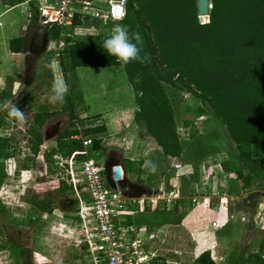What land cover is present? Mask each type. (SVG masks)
Returning <instances> with one entry per match:
<instances>
[{
    "label": "crops",
    "instance_id": "0c3cea01",
    "mask_svg": "<svg viewBox=\"0 0 264 264\" xmlns=\"http://www.w3.org/2000/svg\"><path fill=\"white\" fill-rule=\"evenodd\" d=\"M88 1L101 9L107 5V0ZM29 3V0H0V96L9 88L10 99L15 97L16 100L23 92H27V101L30 98L44 100L50 92L38 91L34 87L32 90L31 87L38 79L41 67L45 63L55 65V71L50 69L51 81L54 77H62L66 80L70 92L79 93V99L73 108L74 125L70 127L77 132L72 137L79 139L89 137L82 135L81 131L92 127L100 128L94 136L99 139L101 147L94 154L98 153L101 158L100 166L102 175L106 179L105 184L137 201L131 205L133 210L131 220L135 226L144 230L142 234L144 247L154 252V256L143 264H190L191 262L198 264L195 258L204 250L208 251V256L214 264H231L228 254L234 250L227 242L235 236L234 231L246 228L247 221L244 220L247 214L253 228L261 233L257 239H251L252 235L249 231H243L238 236L237 245L241 243L245 250L238 253L248 252L247 246L250 247L253 240H255L254 244H257L264 235V214L257 218V205L264 201V176L243 187L242 179L235 173L229 172L222 176L221 184H216V174L219 171L217 169H220L215 157L217 152L207 157H200L203 159L198 163V176L199 166L203 161H207L212 167L208 178L209 187L201 190L204 194L198 196L201 204L209 210L207 217L211 219L200 218L201 212H194L190 206L187 208L183 205L184 198H189L192 204L194 195L191 192H196L191 183L187 187L184 185L181 165L187 160L182 158L183 154L181 157L169 156L163 155L159 150L161 157L167 161L161 174L157 178L152 176L151 170L154 166L151 156H148L149 150L141 146L145 144L155 145L158 149L159 147L154 138L145 132L144 119L136 120L135 114L139 113V109L134 92L126 74L120 73L116 70L118 68H115L122 66L95 65L99 62L96 61V57L90 56L88 57L90 61L85 63L92 65H77L63 73L59 68L60 60L61 62L64 59L68 60L67 51H62V48L67 49L77 41H82L86 45L99 44L102 36L111 32L114 21L104 23L90 15L79 18L77 24H73L71 20L70 24L62 28L60 35L58 34L56 41L62 39L63 44L57 46L54 39L48 37L46 25L41 23L38 17L27 16ZM27 65L31 66L29 81H25L26 77L23 80L21 76L23 84L15 91L18 84L16 74L24 75ZM106 66H114L115 70L105 74L104 71L103 73L78 71L79 67L90 69ZM69 73H73L71 78ZM14 91L17 93L16 96ZM27 101L20 108L21 111L26 107ZM176 105L175 99L170 105L171 117L176 136L183 142L187 139L188 128L183 124L182 119L177 120ZM63 119L64 115H61L50 118L41 125V144L34 157L36 166L40 162H55V154L49 155V151L54 147L57 135L64 128ZM189 123L192 125L191 122ZM225 146L226 151L229 148L228 138ZM221 155L225 153L221 152ZM253 155H258V152H253ZM113 165L119 168L118 178L112 176ZM51 177L54 181L50 184L44 180L33 185V187L39 185L51 192L48 196L52 201L51 211L40 216L35 214V217L41 222L49 219V222H52L49 226H53L51 230L49 227L47 232L48 236L44 244L47 249L45 253L40 254V257H46L45 263L36 261L35 264H94L92 253L86 242L82 240V226L74 213L75 200L70 187L68 188L69 185L64 180L63 170L60 169L59 174ZM214 177L215 179L212 180ZM58 180L63 181L64 184L61 183L59 186ZM56 185L59 186L57 189H55ZM212 186H216L217 189L214 190ZM160 191L164 193L174 191L175 196L165 201L155 197ZM232 211L237 214L233 216ZM235 247L237 248L236 245ZM40 249L42 250L41 246ZM187 255L190 256L188 261L184 258ZM95 264L104 263L98 260Z\"/></svg>",
    "mask_w": 264,
    "mask_h": 264
},
{
    "label": "trees",
    "instance_id": "16d2710c",
    "mask_svg": "<svg viewBox=\"0 0 264 264\" xmlns=\"http://www.w3.org/2000/svg\"><path fill=\"white\" fill-rule=\"evenodd\" d=\"M209 3L207 21L200 22L195 0H124L125 14L121 23L127 26L130 37L137 32L142 36L143 43L138 47L144 62L118 63L102 47L103 40L110 34L108 32L97 45L77 41L67 49L62 48L67 51L68 60H60L59 68L63 73L77 65H92L85 63L90 61V56L99 62L95 65H121L138 105L136 120L144 119L145 132L154 138L163 155L181 157L182 154H194L200 158L218 151L212 145L206 148L196 128L186 120L183 124L193 139L192 149H182L185 142L180 141L175 133L170 93L180 92L206 103L214 124L208 135L211 133L215 137L214 129L223 128L229 141L225 155L219 154L217 158L220 169L215 183L221 184L222 176L233 172L242 179L241 186L247 187L264 176V0H209ZM29 4L30 16L37 17L31 1ZM84 16L74 15L72 23L77 24ZM46 30L56 44L58 28L46 25ZM48 65L45 63L41 67L33 87L38 91H49L50 96L52 81ZM9 93L8 88L0 97L8 100ZM49 96L44 98L39 110L32 113L25 130L29 142V153L25 155L31 162L41 144V125L61 115H64V128L57 135L49 155L66 158L82 150L81 140L72 137L77 130L70 129L74 125L73 108L79 93L68 91L65 104H51ZM9 100L20 109L27 101V92L16 100ZM5 120L13 119L6 111H0V127ZM99 129L92 127L81 131L82 135L90 137L88 156L94 155L101 147L99 139L94 136ZM13 140L10 134L0 135V183L5 176L1 163L13 154ZM73 156L82 157L77 153ZM58 183L60 186L63 181L58 180ZM59 186L56 185L55 189ZM50 194L48 189L36 185L24 191L21 200L40 216L51 211ZM0 246L5 245L0 242ZM28 251L27 248L17 249L25 260L29 257ZM263 253L264 235L257 241L255 249L245 254L231 251L228 260L231 264L242 261L264 264ZM195 261L214 264L207 250L200 252Z\"/></svg>",
    "mask_w": 264,
    "mask_h": 264
},
{
    "label": "rangeland",
    "instance_id": "374dc122",
    "mask_svg": "<svg viewBox=\"0 0 264 264\" xmlns=\"http://www.w3.org/2000/svg\"><path fill=\"white\" fill-rule=\"evenodd\" d=\"M104 8H106V6ZM198 18L201 20H205L206 17L198 16ZM109 26L110 25L108 24V27ZM25 67L26 72L23 73L24 75H21L22 73L16 74V76L18 75L16 77L18 84H16L15 91H17V88L23 84V80L25 79V77V81H29V70L31 66L27 65ZM115 68H118L116 70H118L120 73H125L122 67ZM85 70H88L87 72L97 71L98 73H103L102 71H104L103 74H105L106 72H113L112 70L115 69L114 66H106L104 68L92 67L90 69H83L79 67L78 69V71L81 72ZM69 75L71 78L73 73H69ZM21 76L23 80H21ZM116 83L120 84V82ZM31 88L32 90L34 89L33 86ZM15 91L14 94L16 93ZM170 98L172 99V101L175 99L177 100V120L182 119V121L188 120L189 122H191V124L197 130V135L200 136V139L206 144V148L211 145L217 148L218 151L215 154L216 159L218 158L219 154L221 155V152L225 153V142H227L226 131L223 128H217L214 129L215 137H213L211 133L208 135V133L213 130L214 124L209 117L210 109L206 105V103L193 96L181 94L180 92L170 93ZM5 100L6 99H2L0 97V102H3ZM42 102V98H40L39 100H37L36 98H30L23 110L26 117L23 122H19L14 119L5 120L4 125L0 127V135L10 134L14 139L13 141L15 144L13 154L7 159H4L1 163V166L5 172V176L0 183V224L2 226L0 228V242L4 243L5 246H0V264H35L36 261L45 263L46 260V257H40V254H42V252L45 253L47 249L44 244L47 239L46 237L48 236L47 232L49 231V227L50 230L53 227H51V225L49 226V223L51 224L52 222H49V219L46 222L39 221L37 217H35V214H33V212L29 209L28 205L21 200L24 191L31 190L33 188V185L40 181L44 182L45 180L46 182H48L47 184H50V182L54 181L51 176H56V174H59L60 171L57 158H55V162H40L38 166L35 165V159H33V162H31L26 158L29 153V142L27 140L28 134L25 132V130L32 116V113L39 109L40 105H42ZM187 133V139L183 141L185 142L182 146L183 150H185V148L192 149L191 142L193 141V139H191L188 130ZM141 148L149 150L148 156H151L154 166L151 170L152 176L157 178L159 174H161V170H163L167 160L163 159L164 157H161L162 154L159 152V149L155 145L149 146L144 144L141 146ZM193 155L194 154L188 156L186 154H183L182 156V158L187 160V162L181 165L183 170V181L185 180V187H187L188 184L193 183L194 181H199V178L202 175V172H200L198 176L197 170L198 163L203 158H196ZM209 155H212V153H207L204 156L207 157ZM91 157H93L94 160L101 165V158H99L98 153H95L94 155L92 153ZM214 164L216 166V163ZM185 175H187L188 177H184ZM214 179L215 177L212 178V180ZM103 181L106 183V179L104 177ZM191 194L195 196L193 203L191 204L189 198H184L183 205L187 206V208H189L190 206L192 209H194V212H201L202 216H200V218L202 217L204 220H210L211 218L207 217V213L209 212V210H207L206 207L201 204V200H199L198 198V196L201 197L204 192L202 194L201 190H196V192H191ZM214 201H216L217 203V200L214 199ZM232 214L233 216H235L237 212L232 211ZM245 217L246 218L244 221H247L246 228H241V231L238 229L237 231H234L233 234L235 233V236H231V241L228 240L227 242L228 244H231L229 247H231L236 252L245 250L243 249L244 247H242L241 243L237 245V243H239L238 236L242 234L243 231H249L250 235H252L251 239H257L261 233L258 229L253 228V226L251 225L252 223H250L249 215L247 214ZM254 242L255 240L250 243V247L245 244V246H247V251L255 248L256 244H254ZM247 243H249V241ZM233 244H235L237 248ZM40 246L42 250L40 249ZM18 247L27 248V250L30 251H28L29 257L27 258V260L23 259V257L18 254ZM184 258L188 261L190 259V256L187 255V257L184 256ZM190 264L194 263L191 262ZM240 264L247 263L242 261Z\"/></svg>",
    "mask_w": 264,
    "mask_h": 264
},
{
    "label": "built area",
    "instance_id": "2783aa9c",
    "mask_svg": "<svg viewBox=\"0 0 264 264\" xmlns=\"http://www.w3.org/2000/svg\"><path fill=\"white\" fill-rule=\"evenodd\" d=\"M40 22L54 25L58 34L64 26L70 24L74 15H90L102 22L113 21L112 17L120 9L125 14L124 0H107L106 8H97L88 0H29ZM30 16V12H27ZM200 20V22H206ZM63 40H57L61 46ZM82 150L71 153L66 158L58 159V167L63 170L64 180L69 185L75 200L74 213L82 226L83 238L92 253L93 263L98 260L104 264H143L154 256V252L144 247L142 228L131 220V205L135 199L125 196L120 191L109 188L103 181L102 167L93 157L88 156L89 137H81ZM74 153L82 157L75 158ZM202 172L199 181L191 183L194 191L206 190L212 167L207 161L200 163ZM214 190L216 186H212ZM175 196L174 191L155 194V197L168 201ZM194 198L192 201H194ZM142 201V200H139ZM89 229V232H88Z\"/></svg>",
    "mask_w": 264,
    "mask_h": 264
},
{
    "label": "clouds",
    "instance_id": "9594fccd",
    "mask_svg": "<svg viewBox=\"0 0 264 264\" xmlns=\"http://www.w3.org/2000/svg\"><path fill=\"white\" fill-rule=\"evenodd\" d=\"M123 18L124 12L118 9L112 17L114 26L110 34L103 40L102 47L110 56L115 57L118 63L126 65L133 60L143 63L144 58L141 57V49L138 47V45L143 43V38L138 32L133 33L130 37L127 26L118 22L123 20ZM48 67L55 71L54 64H49ZM137 82H139V78H137ZM68 91L66 80L62 77H54L51 85L52 94L48 97L49 102L51 104H65ZM0 111H6L9 118L19 122H23L26 119L25 113L17 107L13 100L0 102ZM261 214H264V201L257 205V218H260Z\"/></svg>",
    "mask_w": 264,
    "mask_h": 264
},
{
    "label": "water",
    "instance_id": "95a60500",
    "mask_svg": "<svg viewBox=\"0 0 264 264\" xmlns=\"http://www.w3.org/2000/svg\"><path fill=\"white\" fill-rule=\"evenodd\" d=\"M197 16H207L208 8L210 7L209 0H195ZM113 178L119 177V168L117 165L111 167Z\"/></svg>",
    "mask_w": 264,
    "mask_h": 264
}]
</instances>
